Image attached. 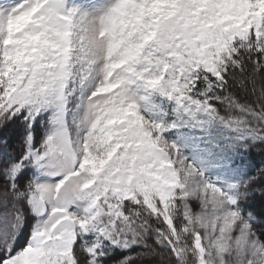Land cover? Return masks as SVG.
Instances as JSON below:
<instances>
[{"label": "snow or ice", "instance_id": "obj_1", "mask_svg": "<svg viewBox=\"0 0 264 264\" xmlns=\"http://www.w3.org/2000/svg\"><path fill=\"white\" fill-rule=\"evenodd\" d=\"M0 264H264V0H0Z\"/></svg>", "mask_w": 264, "mask_h": 264}]
</instances>
